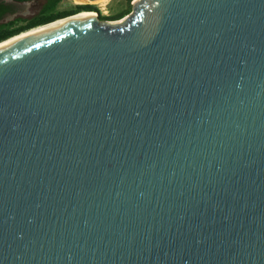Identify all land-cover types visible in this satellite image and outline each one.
<instances>
[{
  "label": "water",
  "instance_id": "1",
  "mask_svg": "<svg viewBox=\"0 0 264 264\" xmlns=\"http://www.w3.org/2000/svg\"><path fill=\"white\" fill-rule=\"evenodd\" d=\"M0 264H264V0L0 49Z\"/></svg>",
  "mask_w": 264,
  "mask_h": 264
},
{
  "label": "flooded vegetation",
  "instance_id": "2",
  "mask_svg": "<svg viewBox=\"0 0 264 264\" xmlns=\"http://www.w3.org/2000/svg\"><path fill=\"white\" fill-rule=\"evenodd\" d=\"M61 1V0H60ZM59 1V3H60ZM24 2L21 0H0V3L2 5V8L4 10V16L2 18H0V25L1 24H6L8 22L12 21V24H10V28L9 29H15L18 28L20 26H25L30 20H32L35 16H37L40 11L42 10L44 3L40 4L39 7L35 8L34 6V10L31 9H27V7H23L21 9L20 3ZM95 2V3H94ZM59 3L56 6V13H64L61 14L60 17H56L57 18H61V17H65L68 15H72V14H77V12H81L82 10H93L92 12H90L91 14H93L94 16V20L101 25H106V24H114V21L122 18L126 13H123L122 16H118V14L112 15L110 14V12L108 10H105L104 7L101 6V4L97 3L96 1H88L85 2L84 4H79L77 2H75V0H73L70 3L64 4V5H60ZM86 6V8L88 9H83V6ZM13 16V17H11ZM54 20V19H52Z\"/></svg>",
  "mask_w": 264,
  "mask_h": 264
},
{
  "label": "trees",
  "instance_id": "3",
  "mask_svg": "<svg viewBox=\"0 0 264 264\" xmlns=\"http://www.w3.org/2000/svg\"><path fill=\"white\" fill-rule=\"evenodd\" d=\"M21 1H30V0H21ZM60 0H45L44 6L42 8V10L40 11V13L35 16L32 20H30L25 26H20L18 28L15 29H9L10 24H12L11 22H8L6 24H1L0 25V41L15 35L17 33H19L20 31H23L25 29H28L30 27L36 26V25H40L49 21H52V19H55L56 17H60L61 14L64 13H56L55 12V8L57 6V4L59 3ZM129 2L131 0H128ZM83 9H88L86 8V6H83ZM123 12H121L120 14H118V16H122ZM4 16V10L2 8V5L0 3V18H2Z\"/></svg>",
  "mask_w": 264,
  "mask_h": 264
},
{
  "label": "bare ground",
  "instance_id": "4",
  "mask_svg": "<svg viewBox=\"0 0 264 264\" xmlns=\"http://www.w3.org/2000/svg\"><path fill=\"white\" fill-rule=\"evenodd\" d=\"M100 1H104V0H99ZM75 2L79 3V4H84L85 2L87 1H84V0H75ZM97 1V3H99ZM95 3V2H94ZM90 12L92 11H88V10H85V11H81V12H78L77 14H72L71 16H67V17H64V18H61V19H57L53 22H50V23H47V24H44V25H39L37 27H34V28H31L29 30H26V31H23L21 33H18L6 40H3L0 42V49L4 48V47H7L21 39H25V38H28L32 35H36V34H39V33H43V32H47V31H50V30H53V29H57V28H60V27H63V26H66L68 24H71L75 21H78V20H81V19H84L86 17H89V16H94L93 14H91Z\"/></svg>",
  "mask_w": 264,
  "mask_h": 264
},
{
  "label": "rangeland",
  "instance_id": "5",
  "mask_svg": "<svg viewBox=\"0 0 264 264\" xmlns=\"http://www.w3.org/2000/svg\"><path fill=\"white\" fill-rule=\"evenodd\" d=\"M72 1L73 0H61L59 6L70 3ZM84 1L88 2L90 0H84ZM42 3H44V0H30V1L21 2L20 6L21 9L23 7L24 8L27 7V9L34 10V6L35 8H37ZM99 4H101V6L104 7L105 10H108L112 15L118 14L120 12L126 13L122 18L114 21V23H121L127 18V16L133 14V0H131L130 2L128 0H104V1H100Z\"/></svg>",
  "mask_w": 264,
  "mask_h": 264
},
{
  "label": "crops",
  "instance_id": "6",
  "mask_svg": "<svg viewBox=\"0 0 264 264\" xmlns=\"http://www.w3.org/2000/svg\"><path fill=\"white\" fill-rule=\"evenodd\" d=\"M90 1H96V2H97V1H99V0H90Z\"/></svg>",
  "mask_w": 264,
  "mask_h": 264
}]
</instances>
